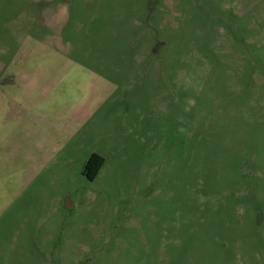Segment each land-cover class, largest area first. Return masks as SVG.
Instances as JSON below:
<instances>
[{"label":"rangeland","instance_id":"1","mask_svg":"<svg viewBox=\"0 0 264 264\" xmlns=\"http://www.w3.org/2000/svg\"><path fill=\"white\" fill-rule=\"evenodd\" d=\"M0 264H264V0H0Z\"/></svg>","mask_w":264,"mask_h":264},{"label":"trees","instance_id":"2","mask_svg":"<svg viewBox=\"0 0 264 264\" xmlns=\"http://www.w3.org/2000/svg\"><path fill=\"white\" fill-rule=\"evenodd\" d=\"M104 164L105 159L101 155L97 153L93 154L85 165L83 171L84 176L90 181H94L102 170Z\"/></svg>","mask_w":264,"mask_h":264},{"label":"crops","instance_id":"3","mask_svg":"<svg viewBox=\"0 0 264 264\" xmlns=\"http://www.w3.org/2000/svg\"><path fill=\"white\" fill-rule=\"evenodd\" d=\"M36 131H38V129H36Z\"/></svg>","mask_w":264,"mask_h":264},{"label":"clouds","instance_id":"4","mask_svg":"<svg viewBox=\"0 0 264 264\" xmlns=\"http://www.w3.org/2000/svg\"><path fill=\"white\" fill-rule=\"evenodd\" d=\"M194 103V102H193Z\"/></svg>","mask_w":264,"mask_h":264}]
</instances>
